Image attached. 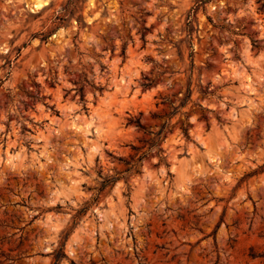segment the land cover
<instances>
[{"label": "rangeland", "instance_id": "obj_1", "mask_svg": "<svg viewBox=\"0 0 264 264\" xmlns=\"http://www.w3.org/2000/svg\"><path fill=\"white\" fill-rule=\"evenodd\" d=\"M69 1L0 0V264H264V0Z\"/></svg>", "mask_w": 264, "mask_h": 264}, {"label": "trees", "instance_id": "obj_2", "mask_svg": "<svg viewBox=\"0 0 264 264\" xmlns=\"http://www.w3.org/2000/svg\"><path fill=\"white\" fill-rule=\"evenodd\" d=\"M205 1L206 0H200V2H205ZM74 3L75 2H73L72 0H70L69 3H68V5H67V7L64 8V11L66 13H68L69 10H70V7ZM195 10H196L195 8L192 9V11H194V12H195ZM59 19H63V18L61 17ZM189 19H191V15H189ZM190 25H191V21L187 24V26L190 27ZM144 86L147 87L148 85L147 84H144ZM82 99L84 100V96H82ZM136 123H137V125L139 127L145 128L144 125H143V123H142V121H141V119H137L136 120ZM186 135H189L187 131H186ZM159 151H163L161 147L159 148ZM131 160L134 161L135 160L134 157H132ZM141 160H142V157H140L137 161H141ZM116 180H117V178H113V177L112 178L107 177V178L103 179L102 184H101V188H99L98 191L104 190L105 187L108 184L113 183ZM92 199H93V201H96L97 200V197H93ZM87 210H88V206L86 204V206H84L82 209H80V210L77 211V214L74 216V219L77 218L78 216H80L82 213L86 212ZM63 257H65V253H64L63 249H60L59 251H56L55 252V255H54V259H55L56 264H58L59 261H60V259L63 258Z\"/></svg>", "mask_w": 264, "mask_h": 264}, {"label": "bare ground", "instance_id": "obj_3", "mask_svg": "<svg viewBox=\"0 0 264 264\" xmlns=\"http://www.w3.org/2000/svg\"><path fill=\"white\" fill-rule=\"evenodd\" d=\"M42 1V0H41ZM39 2V1H38ZM36 4V3H35ZM47 4V2L45 1L44 3L40 2L38 4L35 5V7L37 9H41L42 7H44Z\"/></svg>", "mask_w": 264, "mask_h": 264}]
</instances>
